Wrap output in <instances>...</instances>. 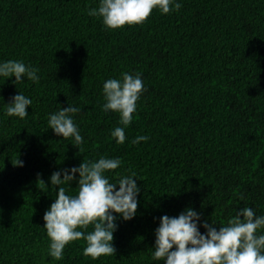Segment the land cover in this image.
<instances>
[{
  "label": "trees",
  "instance_id": "trees-1",
  "mask_svg": "<svg viewBox=\"0 0 264 264\" xmlns=\"http://www.w3.org/2000/svg\"><path fill=\"white\" fill-rule=\"evenodd\" d=\"M180 2L109 31L87 14L98 0H0V61L22 60L40 77L0 78V264H163L151 258L163 215L191 207L218 226L245 206L264 215V0ZM125 71L142 73L145 91L117 144L102 87ZM18 91L32 99L23 120L4 113ZM68 104L81 108V145L48 127ZM137 135L149 139L133 144ZM102 155L136 173V215L117 220L114 254L86 257L81 240L56 261L42 228L59 187L50 176Z\"/></svg>",
  "mask_w": 264,
  "mask_h": 264
},
{
  "label": "clouds",
  "instance_id": "clouds-1",
  "mask_svg": "<svg viewBox=\"0 0 264 264\" xmlns=\"http://www.w3.org/2000/svg\"><path fill=\"white\" fill-rule=\"evenodd\" d=\"M181 7L180 0H98L96 7L87 9V14L99 18L105 29L113 31L125 25L143 24L153 10L168 14ZM38 72V68L22 60L0 61V78L6 81L14 77L12 83L16 86L25 80L38 83ZM144 91L140 72L125 71L118 78L103 82L101 110L118 114V124L110 131L117 144L125 142V129L133 121ZM31 104L32 99L18 91L4 104V113L23 120L29 115L27 109ZM80 111L79 106L68 104L49 113V129L62 139H71L72 145H81L84 138L75 122V114ZM148 139L147 135H137L131 142L139 144ZM121 163L119 157L102 155L51 174L50 184L59 187L43 216L49 257L56 261L63 259L65 247L81 240L86 257L97 259L115 253L117 220L134 218L140 192L136 173L123 171ZM15 165L23 166V161L17 159ZM73 181L77 184L76 191L69 194ZM200 227L205 229L203 233ZM261 229H264V215H257L251 207L239 208L219 226L213 220L201 221L200 213L189 207L176 216L159 218L151 258L163 264H264Z\"/></svg>",
  "mask_w": 264,
  "mask_h": 264
}]
</instances>
